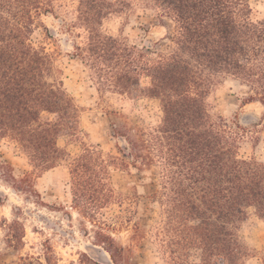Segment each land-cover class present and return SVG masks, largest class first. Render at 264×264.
Segmentation results:
<instances>
[{
    "label": "trees",
    "instance_id": "obj_1",
    "mask_svg": "<svg viewBox=\"0 0 264 264\" xmlns=\"http://www.w3.org/2000/svg\"><path fill=\"white\" fill-rule=\"evenodd\" d=\"M57 11L82 38L72 55L99 91L158 102L156 123L114 128L124 141L120 154L83 144L72 155L58 145L60 136H79V108L51 54L31 41L40 17ZM140 12L169 20L164 45L131 44L103 29L113 16L128 22ZM252 12L251 0H0V139L15 143L30 166L16 177L0 162L3 178L30 196L35 178L65 162L71 207L98 228L112 264H136L134 246L143 241L162 264H248L254 252L240 229L250 209L264 221V161L239 156L238 124L213 115L205 98L231 80L246 89L245 103L264 106V18ZM131 166L155 170L149 197L156 212L146 223L137 194L112 181L114 170ZM1 227L8 248L24 245L19 220ZM120 229L131 231L127 245L112 236ZM82 256L73 264H89ZM53 258L47 252L46 263ZM32 263L28 255L16 262Z\"/></svg>",
    "mask_w": 264,
    "mask_h": 264
},
{
    "label": "rangeland",
    "instance_id": "obj_2",
    "mask_svg": "<svg viewBox=\"0 0 264 264\" xmlns=\"http://www.w3.org/2000/svg\"><path fill=\"white\" fill-rule=\"evenodd\" d=\"M251 6L252 18H264V0H251ZM56 13V16L44 14L40 17L41 23L31 34V41L51 54L65 89L79 108V136H60L58 145L72 155L83 144H99L105 151L120 154L117 147L124 141L115 135L114 128L123 124L156 123L161 116L158 102L99 91L90 69L72 55L74 42L79 43L82 38L71 33L63 22V15ZM169 24L168 19L161 22L148 12H140L131 16L128 22L113 16L103 22V29L115 36L122 35L131 44L159 42L162 46L165 42L161 39ZM246 92L236 82L222 80L211 87L205 102L213 115H221L231 125L238 124L239 156H254L264 161V106L259 101L245 103ZM0 162L9 164L16 177L30 170L26 156L15 143L6 139H0ZM155 177V170L152 173L141 172L132 166L112 173L117 190L137 194L135 207L142 223L148 222L147 218L156 212L149 197L157 189ZM67 181L66 163L61 162L35 178V194L29 196L13 188L11 182L3 178L0 165V264H16L19 256L27 255L32 256V264H48L45 261L47 252L54 257L50 264L77 263L83 257L82 253L90 259L89 264H112L95 237L98 228L71 207ZM109 216L106 215L108 221ZM15 219L21 222L25 231L24 245L19 249L5 245L6 229L1 227L4 222ZM130 233V230L120 229L112 231V236L118 243L127 245ZM240 234L254 252L248 264H264V221L252 209L241 225ZM134 251L133 262L136 264H162L159 254L147 241L135 245Z\"/></svg>",
    "mask_w": 264,
    "mask_h": 264
}]
</instances>
